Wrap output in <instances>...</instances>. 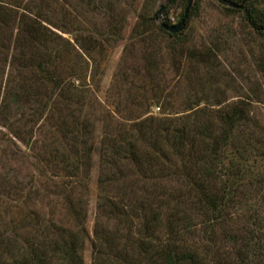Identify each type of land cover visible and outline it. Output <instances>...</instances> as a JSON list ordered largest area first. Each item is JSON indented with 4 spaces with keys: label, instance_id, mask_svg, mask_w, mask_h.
<instances>
[{
    "label": "rangeland",
    "instance_id": "rangeland-1",
    "mask_svg": "<svg viewBox=\"0 0 264 264\" xmlns=\"http://www.w3.org/2000/svg\"><path fill=\"white\" fill-rule=\"evenodd\" d=\"M231 1L242 7L230 10L226 0H193L182 35L173 37L159 26L162 21L179 22L188 0H47L52 19L66 27L52 28L56 41L48 43L47 49L58 50L67 106L62 104L58 113L59 103L50 89L38 99L14 102L7 94L9 87L21 82V65L11 51L0 47V231L12 226L19 245L31 243L34 223L27 226L22 220L26 214L38 213L69 229H80L83 264H91L95 226L100 220L110 228L116 222L99 208L104 193L97 185L99 147L107 125L113 128L117 122L154 116L190 124L209 119L218 127L216 110L244 100L263 131L264 36L246 22V4ZM149 17L154 21L144 23ZM8 42L13 47L14 42ZM152 53L157 69L147 61ZM27 75L26 82L33 83L31 73ZM84 117L95 124L89 138L91 170L75 179L63 168V158L72 155L74 120L82 124ZM16 131L24 138L17 137ZM79 135L77 144L83 138ZM260 164L264 171L261 158ZM255 189L244 184L243 206L235 208L224 225L215 224L207 233L200 226L194 233H182L186 245L197 247V261L237 264L236 255L246 246L244 237L255 247L250 255L258 259L264 212L257 218L255 211L260 209L257 202L264 178ZM69 192L82 205L80 226L68 212ZM250 231L255 239L248 238Z\"/></svg>",
    "mask_w": 264,
    "mask_h": 264
},
{
    "label": "trees",
    "instance_id": "trees-1",
    "mask_svg": "<svg viewBox=\"0 0 264 264\" xmlns=\"http://www.w3.org/2000/svg\"><path fill=\"white\" fill-rule=\"evenodd\" d=\"M242 1L246 4V22L264 36V0ZM47 7V0H0V47L11 51L21 65V82L9 87L7 95L17 102L38 99L50 89L59 103V113L62 104L66 108L68 99L64 69L57 63L58 50L56 54L47 46L56 41L57 33L52 28L61 31L66 27L52 19ZM146 20L148 24L154 21L152 17L144 23ZM159 30L173 37L182 35L161 25ZM11 40L13 47L8 42ZM147 61L150 68H158L155 53ZM28 72L36 85L34 81L26 82ZM216 112L218 127L209 119L190 124L154 116L117 122L113 128L106 126L99 147L97 185L104 192L99 208L102 215L116 222L111 228L102 220L95 226L91 264H201L197 261V247L186 245L182 233H194L199 226L207 233L215 224L224 225L227 216L243 206L244 184L257 191L255 187L264 178L259 168L263 165L260 158L264 160V130L251 116L250 104L241 100L219 107ZM74 122L72 155L63 158V168L77 179L91 170L93 147L89 138L95 124L89 117H84L82 124ZM80 133L83 138L77 144ZM15 134L24 138L19 131ZM261 194L257 218L260 211L264 212V190ZM67 200L68 212L80 226L82 205L74 201L71 192ZM22 221L27 226L34 223L33 241L19 245L11 234L12 226L0 231V264H83L80 229H69L38 213L26 214ZM250 234L248 238L255 239L251 231ZM244 239L246 246L236 255L238 263L264 264V235L260 237L256 260L250 255L255 247Z\"/></svg>",
    "mask_w": 264,
    "mask_h": 264
},
{
    "label": "water",
    "instance_id": "water-1",
    "mask_svg": "<svg viewBox=\"0 0 264 264\" xmlns=\"http://www.w3.org/2000/svg\"><path fill=\"white\" fill-rule=\"evenodd\" d=\"M192 1L193 0H188V3H187V6H186V9L184 11V15L183 17L181 18V20L179 22H177L176 24H168L164 21L161 22V26L163 28H165L166 30H168L169 32L171 33H178V32H182L185 28V18H186V15L192 5ZM227 4L230 6V7H234V8H241L242 5L234 2V1H231V0H226ZM162 7L161 6L159 9H158V13H161L162 11Z\"/></svg>",
    "mask_w": 264,
    "mask_h": 264
},
{
    "label": "built area",
    "instance_id": "built-area-1",
    "mask_svg": "<svg viewBox=\"0 0 264 264\" xmlns=\"http://www.w3.org/2000/svg\"><path fill=\"white\" fill-rule=\"evenodd\" d=\"M159 109V107H157Z\"/></svg>",
    "mask_w": 264,
    "mask_h": 264
}]
</instances>
